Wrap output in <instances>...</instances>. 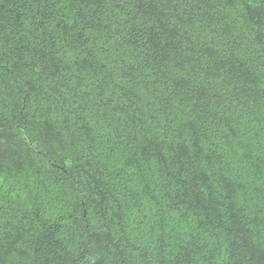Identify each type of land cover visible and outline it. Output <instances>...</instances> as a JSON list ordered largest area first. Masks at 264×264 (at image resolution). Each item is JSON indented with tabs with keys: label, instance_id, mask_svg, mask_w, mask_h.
Wrapping results in <instances>:
<instances>
[{
	"label": "trees",
	"instance_id": "16d2710c",
	"mask_svg": "<svg viewBox=\"0 0 264 264\" xmlns=\"http://www.w3.org/2000/svg\"><path fill=\"white\" fill-rule=\"evenodd\" d=\"M121 127L114 172L57 159ZM0 175V264H264V0H0ZM41 175L84 194L30 211Z\"/></svg>",
	"mask_w": 264,
	"mask_h": 264
},
{
	"label": "clouds",
	"instance_id": "9594fccd",
	"mask_svg": "<svg viewBox=\"0 0 264 264\" xmlns=\"http://www.w3.org/2000/svg\"><path fill=\"white\" fill-rule=\"evenodd\" d=\"M118 39L119 38H117V40ZM101 44H103L102 40L97 43L96 49H94L93 52L94 55L98 56L105 63L114 60L118 53L125 51L123 47L116 48L112 43L104 44V47L109 49V51L106 55L101 56L98 51ZM89 47H91V45H89ZM69 59H71V57H69ZM79 59H84V57L80 56ZM112 66L118 67V65ZM93 95H95V93H93ZM18 100L19 98H17V102ZM185 111H187V109H185ZM5 114H7V112ZM176 126L177 125L175 124L173 125V127ZM145 127L150 134L149 138L157 137L165 139L164 137H160L161 129H157L156 125L149 122ZM108 131L111 132L112 130L108 129ZM126 135H129V132H126L123 127H121V130L116 133V136H119L121 146L113 149V143H109L103 139L96 140L95 144L89 146L86 140L79 139L73 135L72 132H70L66 137V147L64 151L57 155V159L59 160L62 158L63 162H66L69 169L74 168L76 164L87 165L85 167V171H87L89 174L94 173L97 168L103 172L104 166H106L109 171L114 172V165H123L124 163V159L121 156V153L125 151V149L122 147L124 143H128V147L126 149L128 153H138L139 150V138L137 139L136 143H132L130 141H125ZM171 138L172 136L169 134L168 139H165V144H167L168 140ZM184 139L191 140L186 130L184 132ZM110 150H112L111 153ZM165 155L170 156L171 154L165 150ZM135 159H138V155L135 156ZM46 167L47 166L45 165V168ZM168 168L170 171H175V167L172 165H168ZM127 170L128 169H126V171ZM154 171L155 165L153 167V173ZM152 179H156L154 175ZM156 183L159 184L160 182L156 180ZM164 183L167 184L169 182ZM10 185L11 182L7 181V177L5 175H0V193L7 192V189ZM84 185L85 177L82 175H74L73 178L67 183L59 180L54 182V178L50 175H41L38 179H36V183L30 184L25 193H23V203L30 211L35 204V206L40 209L41 215L47 213L50 218H55V215L64 216L66 212L71 211L70 203L74 201L78 195L84 194ZM165 190L166 189H157L155 195L159 201V204L154 207V211L159 208V216L160 218L162 217L163 220L166 219L164 215L165 210L163 208V205L166 203V201L160 200V197L163 195ZM17 195L20 196L21 194L13 193L11 199L15 200ZM144 230L147 231L146 228Z\"/></svg>",
	"mask_w": 264,
	"mask_h": 264
}]
</instances>
